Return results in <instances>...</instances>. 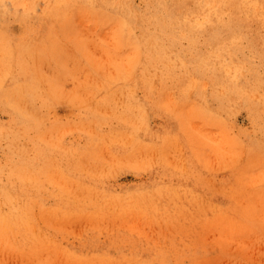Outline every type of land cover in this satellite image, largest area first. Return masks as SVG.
Masks as SVG:
<instances>
[{"label": "rangeland", "instance_id": "374dc122", "mask_svg": "<svg viewBox=\"0 0 264 264\" xmlns=\"http://www.w3.org/2000/svg\"><path fill=\"white\" fill-rule=\"evenodd\" d=\"M0 264H264V0H0Z\"/></svg>", "mask_w": 264, "mask_h": 264}, {"label": "bare ground", "instance_id": "6f19581e", "mask_svg": "<svg viewBox=\"0 0 264 264\" xmlns=\"http://www.w3.org/2000/svg\"><path fill=\"white\" fill-rule=\"evenodd\" d=\"M214 8H215V7H214ZM214 8H213V9H214ZM217 10H218V9H217ZM220 12H222V11H219V13H220ZM217 13H218V12H217ZM217 15H218V14H217ZM216 17H217V16H216Z\"/></svg>", "mask_w": 264, "mask_h": 264}]
</instances>
